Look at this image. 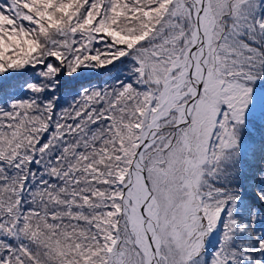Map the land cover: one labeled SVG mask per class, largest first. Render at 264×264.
I'll use <instances>...</instances> for the list:
<instances>
[{
    "label": "snow or ice",
    "instance_id": "6c2138e0",
    "mask_svg": "<svg viewBox=\"0 0 264 264\" xmlns=\"http://www.w3.org/2000/svg\"><path fill=\"white\" fill-rule=\"evenodd\" d=\"M0 264H264V0H0Z\"/></svg>",
    "mask_w": 264,
    "mask_h": 264
}]
</instances>
